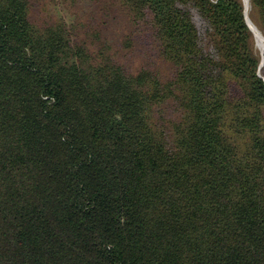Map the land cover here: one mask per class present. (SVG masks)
I'll return each instance as SVG.
<instances>
[{
	"label": "trees",
	"instance_id": "obj_1",
	"mask_svg": "<svg viewBox=\"0 0 264 264\" xmlns=\"http://www.w3.org/2000/svg\"><path fill=\"white\" fill-rule=\"evenodd\" d=\"M69 2L120 10L161 65L0 0V264H264V80L243 0Z\"/></svg>",
	"mask_w": 264,
	"mask_h": 264
},
{
	"label": "rangeland",
	"instance_id": "obj_2",
	"mask_svg": "<svg viewBox=\"0 0 264 264\" xmlns=\"http://www.w3.org/2000/svg\"><path fill=\"white\" fill-rule=\"evenodd\" d=\"M31 2L32 17L35 20H38L37 23L39 24H44L51 17H61L67 22H72L73 20L78 19L85 27H79L77 32L81 33V35H85V32L95 34V31H98L100 33L99 37L93 36V38L96 41L100 40V45L101 40H109L111 45L110 52L112 55H115L120 61L129 64L130 68L146 65V63L161 65L158 55L153 52V46L150 43L148 35H146L142 29H139L128 22L125 15L120 10L117 11L116 9L111 15H108L106 13L102 14L95 12L90 9L88 3L76 6L75 4H71L69 0H31ZM249 9V17L251 21L256 24V21H254L255 14L251 11V2ZM251 29L253 30V28ZM259 30L261 31L264 45V33H262L263 31L260 28ZM253 32V36L255 35V49L259 53V57H261L260 49L257 45L256 34L254 30ZM260 60L261 59L259 58V62ZM260 67L262 68H259V74L264 80V64ZM167 110H173V108L168 106L164 109V113ZM164 119L165 123H168L173 117L164 116Z\"/></svg>",
	"mask_w": 264,
	"mask_h": 264
},
{
	"label": "bare ground",
	"instance_id": "obj_3",
	"mask_svg": "<svg viewBox=\"0 0 264 264\" xmlns=\"http://www.w3.org/2000/svg\"><path fill=\"white\" fill-rule=\"evenodd\" d=\"M243 1H244V7L246 9L245 19H246V17L248 19V21L246 19V22H247V24L249 25L250 28H253V30L255 31V34H256L257 45H258V47L260 49V53H261V60H260V64H259V66H261L262 64H264V55H263V53H264V49H263L264 48V45H263V40H262V34H261V31L259 30L258 26L256 24H254L251 21L250 17H249L250 1L249 0H243ZM253 30H252V32H253ZM253 34H254V32H253Z\"/></svg>",
	"mask_w": 264,
	"mask_h": 264
},
{
	"label": "water",
	"instance_id": "obj_4",
	"mask_svg": "<svg viewBox=\"0 0 264 264\" xmlns=\"http://www.w3.org/2000/svg\"><path fill=\"white\" fill-rule=\"evenodd\" d=\"M244 16H245V14H244ZM259 67H260V66H258V75L261 77V75L259 74Z\"/></svg>",
	"mask_w": 264,
	"mask_h": 264
}]
</instances>
